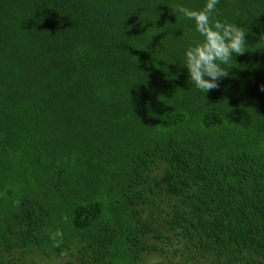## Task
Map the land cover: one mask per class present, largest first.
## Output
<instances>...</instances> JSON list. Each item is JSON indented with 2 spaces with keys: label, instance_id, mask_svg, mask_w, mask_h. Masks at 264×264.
Returning a JSON list of instances; mask_svg holds the SVG:
<instances>
[{
  "label": "trees",
  "instance_id": "1",
  "mask_svg": "<svg viewBox=\"0 0 264 264\" xmlns=\"http://www.w3.org/2000/svg\"><path fill=\"white\" fill-rule=\"evenodd\" d=\"M205 4L0 0V264H264V0H219L248 52L206 94Z\"/></svg>",
  "mask_w": 264,
  "mask_h": 264
},
{
  "label": "clouds",
  "instance_id": "2",
  "mask_svg": "<svg viewBox=\"0 0 264 264\" xmlns=\"http://www.w3.org/2000/svg\"><path fill=\"white\" fill-rule=\"evenodd\" d=\"M219 0H206L201 10H192L181 5L176 11L186 19L194 21L195 31L202 39L195 40L184 52V67L189 80L202 93L219 87L218 81L228 77L229 72L222 65H229L235 55H243L246 50V32L236 24L213 18ZM259 44L264 46V32L260 33ZM137 59V58H136ZM207 77V79H206ZM264 91V86H261ZM19 204V201L16 202ZM67 221V217L63 218ZM63 231H49L53 247H60Z\"/></svg>",
  "mask_w": 264,
  "mask_h": 264
},
{
  "label": "rangeland",
  "instance_id": "3",
  "mask_svg": "<svg viewBox=\"0 0 264 264\" xmlns=\"http://www.w3.org/2000/svg\"><path fill=\"white\" fill-rule=\"evenodd\" d=\"M157 260L156 255H150L146 259H144L142 264H153ZM34 264H60L59 260H56L55 258H48L43 255H37L34 257ZM17 264H21L20 262Z\"/></svg>",
  "mask_w": 264,
  "mask_h": 264
}]
</instances>
